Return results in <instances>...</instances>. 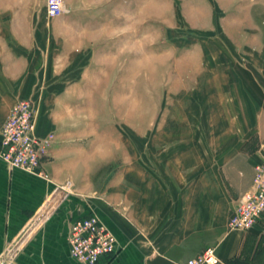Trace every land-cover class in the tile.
<instances>
[{
    "label": "crops",
    "instance_id": "1",
    "mask_svg": "<svg viewBox=\"0 0 264 264\" xmlns=\"http://www.w3.org/2000/svg\"><path fill=\"white\" fill-rule=\"evenodd\" d=\"M159 1L0 19V150L21 98L36 100L38 135L54 133L41 174L0 157V264H83L68 233L90 214L118 241L97 264H175L207 247L264 264V220L228 227L264 144V0Z\"/></svg>",
    "mask_w": 264,
    "mask_h": 264
},
{
    "label": "built area",
    "instance_id": "2",
    "mask_svg": "<svg viewBox=\"0 0 264 264\" xmlns=\"http://www.w3.org/2000/svg\"><path fill=\"white\" fill-rule=\"evenodd\" d=\"M45 6L49 17H58L67 10L66 0H46ZM36 112L37 103L32 96L19 99L11 107L1 128L0 157L10 168L41 174L44 159L54 143V133L38 135ZM67 194L58 195L56 203ZM263 220L264 144L260 149V161L255 166L252 188L236 200L228 227L245 232ZM68 243L71 257L83 264H97L102 257L115 253L118 248L115 234L93 214L76 218L70 223ZM175 264L231 263L221 258L215 247H207L198 255Z\"/></svg>",
    "mask_w": 264,
    "mask_h": 264
},
{
    "label": "rangeland",
    "instance_id": "3",
    "mask_svg": "<svg viewBox=\"0 0 264 264\" xmlns=\"http://www.w3.org/2000/svg\"><path fill=\"white\" fill-rule=\"evenodd\" d=\"M5 1V5L7 8H5V11L3 12V14H0V19L4 20V19H9L11 18L12 15H15L16 18H25V16H27L28 14L29 19H34V20H52V17H49L46 13V0H4ZM180 3V2H179ZM178 3V4H179ZM160 6V1L159 0H148V5L153 9H157ZM179 6V5H178ZM15 7V12H12L10 9ZM145 7H147L145 5ZM179 8V7H178ZM25 11H27L28 13L26 14ZM23 17H22V16ZM59 18L55 19V20H61L62 17L58 16ZM181 19V28L179 29H175L173 30L175 37L179 36V37H186L189 35V26L186 22V20ZM162 24V22H160L158 19H156L155 17H150V29H149V34H150V39L153 38L151 36L155 35V33L159 32L160 28H158V26H160ZM153 34V35H152ZM179 34V35H178ZM166 35H167V29H166ZM172 36V33L170 34V37ZM180 44H185L187 45L188 43V39L186 40H179ZM151 45V44H150ZM119 109H117L118 111Z\"/></svg>",
    "mask_w": 264,
    "mask_h": 264
}]
</instances>
